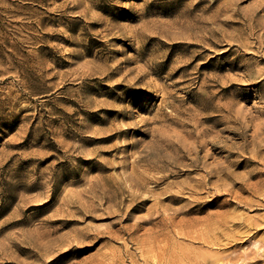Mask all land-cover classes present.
I'll use <instances>...</instances> for the list:
<instances>
[{
    "label": "rangeland",
    "instance_id": "1",
    "mask_svg": "<svg viewBox=\"0 0 264 264\" xmlns=\"http://www.w3.org/2000/svg\"><path fill=\"white\" fill-rule=\"evenodd\" d=\"M0 264H264V0H0Z\"/></svg>",
    "mask_w": 264,
    "mask_h": 264
}]
</instances>
